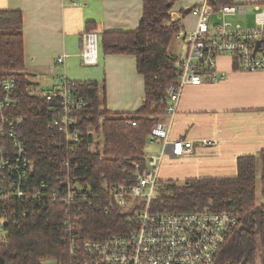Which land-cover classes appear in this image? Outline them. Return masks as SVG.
Listing matches in <instances>:
<instances>
[{
  "label": "trees",
  "instance_id": "16d2710c",
  "mask_svg": "<svg viewBox=\"0 0 264 264\" xmlns=\"http://www.w3.org/2000/svg\"><path fill=\"white\" fill-rule=\"evenodd\" d=\"M142 1V17L136 30L97 34L98 50L104 55L135 57L137 72L144 79L142 105L134 113H109L105 109L103 84L100 86L93 80H67L73 92L85 102V106L75 112L74 128L81 133L82 141L71 155L67 153L64 135L53 123L60 116L59 111H51L57 104L46 103L44 93L33 95L29 92L31 82L25 72L21 13L0 11V77L16 80L19 105L11 109V116L20 118L23 123L14 131L26 146L29 166L25 171V190L39 188L41 184L49 188L57 185L58 176L67 173L63 166L66 160L69 161V176L89 184L94 190L104 181L115 183L129 179L134 163L145 168V148L151 129L166 114L167 89L177 84V58L168 54V46L183 26L179 19L171 21V0ZM233 1L208 0V3L218 9ZM180 13L186 15L183 11ZM96 32L94 23L86 24L84 33ZM91 129L101 134V149L90 150L94 144ZM6 146L9 148V143ZM259 157L260 193L264 198V151ZM256 158H239L233 178L193 179L182 184L158 180L150 210L161 213L236 212L239 226L226 239L215 264H241L244 257L242 236L249 243L246 264H257V261L264 264V205L256 204ZM66 210L64 205L50 203L45 198L0 201V216L10 213L7 244L0 247L5 264H43L48 260L68 263L70 245L61 242ZM78 217L82 241H99L120 234L126 222L125 215L116 210L104 213L84 208ZM255 221L259 228L252 233L257 227ZM239 227L248 231L239 234Z\"/></svg>",
  "mask_w": 264,
  "mask_h": 264
},
{
  "label": "built area",
  "instance_id": "2783aa9c",
  "mask_svg": "<svg viewBox=\"0 0 264 264\" xmlns=\"http://www.w3.org/2000/svg\"><path fill=\"white\" fill-rule=\"evenodd\" d=\"M247 8L255 12L251 27L245 26ZM189 13L196 19L195 28L191 31L182 29L175 36L183 44L184 51L175 63L177 84L166 91L165 113L170 117L176 111L185 86H198L206 79L217 82L226 77L217 67L221 57L233 58L238 71L264 72V3H233L214 9L208 0H203L191 7ZM81 45V62L87 66L95 65L97 35L84 33ZM67 57L57 58L56 64L61 66ZM16 94L14 77H0V201L45 198L50 203L64 205L67 218L62 221L61 242L70 245V261L66 264H215L226 239L239 226L236 212L161 213L150 210L162 156L168 149L174 158L187 157L193 152V142L170 140L169 127L159 121L151 129L150 142L162 146L161 154L146 156L145 168L134 163L129 179L115 183L104 181L94 190L89 184L69 176V161L66 160L63 166L67 173L58 176L57 185L49 188L41 184L39 188L27 191L23 185L29 166L26 146L14 131L23 123L20 118L11 116V109L19 105ZM45 102L57 104L51 111H59L60 116L53 123L65 137L67 153L74 154L82 141L81 133L74 128L75 112L85 106L84 100L62 77L58 86H52L45 93ZM84 208H95L104 213L120 211L126 220L122 233L99 241H82L78 215ZM9 218L10 213L0 216V247L7 244Z\"/></svg>",
  "mask_w": 264,
  "mask_h": 264
},
{
  "label": "crops",
  "instance_id": "0c3cea01",
  "mask_svg": "<svg viewBox=\"0 0 264 264\" xmlns=\"http://www.w3.org/2000/svg\"><path fill=\"white\" fill-rule=\"evenodd\" d=\"M142 9V0H0L1 12L21 13L25 72L32 80H43L47 88L44 94L58 86L62 77L97 81L104 86L105 109L113 114L134 113L142 105L144 79L137 72L135 57L104 55L98 50L97 63L92 65L96 69L87 72L76 68V58L84 65L79 57L81 36L87 23L96 25V35L132 32L139 27ZM172 12L179 13L174 8ZM176 16L186 31L187 19L195 21L192 16ZM170 44L168 54L180 58L183 44L180 42V55L171 53ZM63 55L68 57L58 66L56 59ZM217 67L226 74L224 79L185 86L174 115L165 114L160 121L169 127L170 140H189L194 149L183 158L172 157L167 149L158 166L159 181L233 178L239 158L258 157L264 151V72L238 71L230 57L219 58ZM30 82V88L39 86ZM150 143L156 145L145 156L161 154L162 146Z\"/></svg>",
  "mask_w": 264,
  "mask_h": 264
},
{
  "label": "rangeland",
  "instance_id": "374dc122",
  "mask_svg": "<svg viewBox=\"0 0 264 264\" xmlns=\"http://www.w3.org/2000/svg\"><path fill=\"white\" fill-rule=\"evenodd\" d=\"M234 1H236V0H234ZM171 2L173 3L174 10L178 11L179 13L174 14L172 12V10H171L170 15H171V17H174L177 20V16L176 15H178L180 17H183V18L192 16L190 13H188L186 15H183L182 14V16H181V13H180L181 11L179 9H183V12H185L189 8L193 7L195 4L196 5H199L200 3L203 2V0H187V4H186L185 0H171ZM190 4H191V6H190ZM247 13H248V15H247V17L245 19L246 20L245 26L251 27V26L254 25V13L255 12L253 11L252 8H247ZM193 18L195 19V17H193ZM195 25H196V19L194 21L192 18L189 17L187 19V22H186V27H188V31L193 30L195 28ZM180 45H181L180 42L177 41L175 38H173L172 39V42L170 44V47H169L171 53H174V54H177V55L179 54L180 55V53H181ZM72 60H74V59H72ZM79 61L80 60L76 58V65H75L76 68L80 67L83 70H86L87 72H90V71L96 69L95 66L82 65ZM81 77H83V76H81ZM41 80L42 79H39V80L38 79L37 80L30 79V81H34V82L38 83V85H39L38 87H32V88L29 89V92L31 94H33V95H40V94H43L46 91V89H47V88H45V85L46 84H44L43 82L41 83ZM90 132L92 133L93 138H94V144L90 146V150L91 151H94L96 147L99 148V149H101L102 144H103L101 134L94 132L93 129H91ZM155 145L156 144H154L153 146H155ZM151 146L152 145H151L150 142L146 145V148H145V152L146 153H149V151H151ZM260 177H261V159L258 156L256 158V186H255L256 188H255V197H256V204L257 205H264V198L261 196V193H260V190H261L260 189V187H261L260 186ZM182 183L183 182H180L178 184H182ZM258 263L259 262L257 261V264ZM43 264H53V263H51L49 261H45Z\"/></svg>",
  "mask_w": 264,
  "mask_h": 264
},
{
  "label": "water",
  "instance_id": "95a60500",
  "mask_svg": "<svg viewBox=\"0 0 264 264\" xmlns=\"http://www.w3.org/2000/svg\"><path fill=\"white\" fill-rule=\"evenodd\" d=\"M190 12V8L188 10H186L184 13L185 14H188ZM259 44H257V47H258ZM259 212V211H257ZM256 223V229L252 232V233H256L258 228H259V224H258V221H255ZM248 229L245 228V227H239L238 229V233L241 234L242 232H247ZM242 239H243V242H244V257H243V260L241 262V264H246L247 260H248V256H249V243H248V240L245 236H242ZM2 264H5V262L3 261Z\"/></svg>",
  "mask_w": 264,
  "mask_h": 264
}]
</instances>
